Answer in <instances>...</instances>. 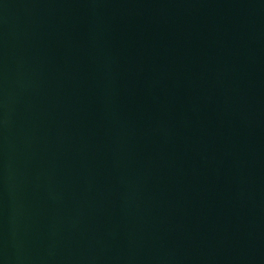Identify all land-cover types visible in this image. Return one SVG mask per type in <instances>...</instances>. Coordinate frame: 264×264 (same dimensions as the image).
Masks as SVG:
<instances>
[{"label": "water", "instance_id": "water-1", "mask_svg": "<svg viewBox=\"0 0 264 264\" xmlns=\"http://www.w3.org/2000/svg\"><path fill=\"white\" fill-rule=\"evenodd\" d=\"M0 264H264V0H0Z\"/></svg>", "mask_w": 264, "mask_h": 264}]
</instances>
